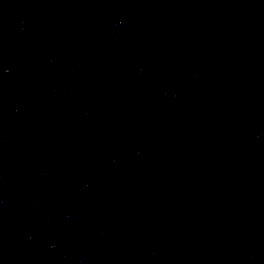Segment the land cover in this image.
I'll return each instance as SVG.
<instances>
[{
	"label": "water",
	"instance_id": "obj_1",
	"mask_svg": "<svg viewBox=\"0 0 264 264\" xmlns=\"http://www.w3.org/2000/svg\"><path fill=\"white\" fill-rule=\"evenodd\" d=\"M0 264H264V0H0Z\"/></svg>",
	"mask_w": 264,
	"mask_h": 264
}]
</instances>
